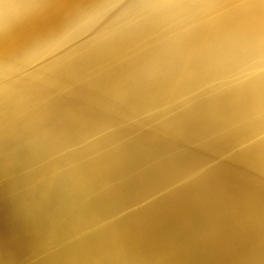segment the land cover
<instances>
[{"label": "bare ground", "instance_id": "6f19581e", "mask_svg": "<svg viewBox=\"0 0 264 264\" xmlns=\"http://www.w3.org/2000/svg\"><path fill=\"white\" fill-rule=\"evenodd\" d=\"M0 264H264V0H0Z\"/></svg>", "mask_w": 264, "mask_h": 264}]
</instances>
